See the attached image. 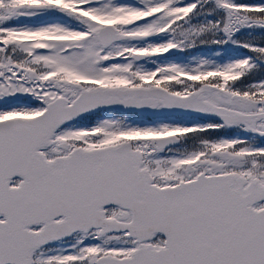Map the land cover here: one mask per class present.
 <instances>
[{"label":"snow or ice","instance_id":"snow-or-ice-1","mask_svg":"<svg viewBox=\"0 0 264 264\" xmlns=\"http://www.w3.org/2000/svg\"><path fill=\"white\" fill-rule=\"evenodd\" d=\"M0 264H264V0H0Z\"/></svg>","mask_w":264,"mask_h":264}]
</instances>
